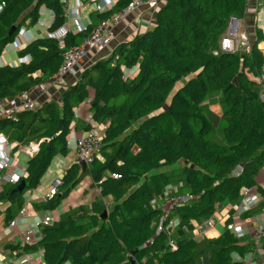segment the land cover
I'll return each mask as SVG.
<instances>
[{
    "label": "trees",
    "instance_id": "1",
    "mask_svg": "<svg viewBox=\"0 0 264 264\" xmlns=\"http://www.w3.org/2000/svg\"><path fill=\"white\" fill-rule=\"evenodd\" d=\"M131 1L119 0L109 12H92L84 31L69 32L61 41L46 36L29 41L18 51L19 58L29 57V62L0 67V100L42 92L40 85L49 88L65 53ZM0 4V57L23 28L31 30L38 24L41 10L53 14L48 31L66 24L62 0H0ZM247 9L248 0H161L152 29L115 46L107 58L99 59L37 110L0 120V136L10 142L12 154L31 143L39 149L16 184L1 186L0 202L10 203L7 224L16 217L12 206L20 213L24 193L39 187L55 158L69 155L76 108L91 92V121L106 127L93 162L86 168L70 165L56 196L37 206L57 209L89 177L91 187L100 192L90 212L83 207L65 212L40 229V241L10 245L13 249L41 251L45 264H197L206 255L210 264H241L233 255L244 258L254 244L240 241L227 229L217 238L201 241L189 232L195 222L209 220L225 208L226 224L233 222L234 206L244 188L255 187L261 199L246 215L264 210V188L257 183L264 168V101L261 85L248 76L264 74L259 47L264 32L256 30L249 54L220 48L231 19H244ZM14 26L16 31L9 35ZM176 85L179 88L171 96ZM210 97H218L222 106L225 144L210 138L214 125L205 113ZM173 166L176 170H165ZM22 180L25 190L14 192ZM170 185L178 188L173 195L192 196L171 211L179 221L171 236L157 233L162 211L151 204L153 199L162 204L160 198ZM105 211L107 217L102 218Z\"/></svg>",
    "mask_w": 264,
    "mask_h": 264
},
{
    "label": "built area",
    "instance_id": "2",
    "mask_svg": "<svg viewBox=\"0 0 264 264\" xmlns=\"http://www.w3.org/2000/svg\"><path fill=\"white\" fill-rule=\"evenodd\" d=\"M119 0H74V6L72 7L68 0H62L66 12V24L55 30L47 31L46 37L62 40L63 37L69 33H78L82 32L88 26L87 23L83 22V16L80 13V10L83 9L86 5L92 6L93 10L99 13L109 12ZM249 1V0H248ZM2 5L0 4V11L2 10ZM148 8L152 13L157 14L161 8V0H132L126 8L122 11L114 14L108 19L101 21L90 33V35L83 41L79 46L73 47L68 50L64 57L63 63L59 68L58 73L54 76L50 86H61L65 81V78L73 74L75 70L80 65L86 62L89 56H97L98 54L104 52L108 49L116 35V29L120 26L123 20L130 14L134 13L140 8ZM80 9V10H79ZM45 9L41 10L44 11ZM234 21V18L231 19ZM230 21V22H231ZM261 27L264 28V19H261ZM40 24L44 23V20H39ZM72 24V28L71 25ZM20 38H24L25 41H31L35 39L34 35H31V31L23 28L19 35L17 36L13 44H20ZM251 42L248 41V37L244 34L240 35L232 34L230 27L228 26L227 32L222 36L221 50L224 52L230 53H242L241 49H244L245 52L242 54H249L251 52ZM30 61L29 57L20 58L18 65L21 63H27ZM15 66V65H13ZM258 83L261 85L260 98L264 101V74L256 78ZM49 86V87H50ZM39 89L42 92H46L48 87L47 85H40ZM30 93H21L15 99L9 100L8 102L0 100V120H13L16 118L17 113L25 110H37L41 105L37 102L36 99L30 97ZM78 111L76 110L75 116L78 118ZM90 129L87 130L80 138L75 142V147L73 149V157L70 159V164L80 165L81 162H85L88 166L93 162L95 155L98 150L101 148L102 139L106 127L101 125L93 124L90 120ZM12 147L7 142V139L4 136H0V189L4 184H16L21 177L24 176V170L19 168L17 158L12 154ZM38 145L31 143L28 146H19L16 153H25L29 157L34 156L38 152ZM239 169L235 175L240 173ZM114 178H120V175H113ZM62 186V177L61 179H55L52 183V187L49 189L48 193L45 196L46 201L52 200L59 191V188ZM177 187L170 185L167 187L164 196L160 198L162 204L159 200L153 199L151 204L157 206L162 211V216L157 228V233L167 232L169 236L178 226L179 221L176 218L171 217V211L176 207L184 205L186 202L192 199L190 195H173V192H177ZM260 196L255 187L253 188H244L241 192L240 201L234 206L235 213L233 217H241L246 214L250 209L256 207L260 202ZM229 211V210H228ZM27 215V207L24 206L20 211L19 216L13 219L8 228H14L16 225L23 224V219ZM32 222L25 223V232L23 243H36L41 240L40 229L44 226H50L54 224L55 218L49 213V215L44 218L35 215L33 216ZM206 228L213 227L214 221L212 218L204 222ZM204 226H197V229L202 230ZM186 232L189 231L187 227L184 228ZM225 229L231 232L237 239L242 240L248 234L249 230L246 229L243 223L236 224L234 222L225 224ZM253 242L256 246L255 251L248 253L243 259L244 264H264L263 262H256L254 259L255 256L264 255V219H259L258 228L255 233L252 235ZM168 243L171 246L172 250H176L177 246L174 243L173 239L169 237ZM41 253V251H40ZM42 254V253H41ZM30 258L27 257V261Z\"/></svg>",
    "mask_w": 264,
    "mask_h": 264
},
{
    "label": "crops",
    "instance_id": "3",
    "mask_svg": "<svg viewBox=\"0 0 264 264\" xmlns=\"http://www.w3.org/2000/svg\"><path fill=\"white\" fill-rule=\"evenodd\" d=\"M68 1L72 7H76L74 6V0H68ZM86 7L89 6L86 5L83 9L81 10L79 9L81 15L83 16V20H84V9ZM92 12L89 14L87 19L85 18V22L87 24H89V20L91 18V15L93 14ZM155 16L156 14L152 13L146 7L140 8L134 13L128 15L120 24V26L117 27V29L115 30L116 35L114 37L111 46L108 49L98 54L97 56L94 55L89 56V58L86 60V64L84 66L77 68L73 74L68 75L65 78V81L61 84V86H50L46 92H39L37 90L36 92L30 93L31 94L30 97L32 99H36L37 102L42 106L43 104L48 102L51 98H53L55 95L58 96L59 94L57 93H60L62 88L64 89L65 87L74 84L78 80L82 72L92 67V65L95 64L99 59L107 58V56L111 53V51L115 48V46H117L120 43L127 42L135 38L137 35L152 29L156 21ZM50 17L53 22L52 12H50ZM261 19H264V4L261 3V1L259 0H249L246 17L242 20H238V19H234V20L240 23L239 24V26L241 25L240 30L242 29L243 31L245 30L247 31V34L246 33L243 34L246 35L249 39H251L252 43H255L256 30L260 29L264 32V28H262L260 24ZM31 35H34V37H36L32 30H31ZM19 41H21L20 44L16 43L9 45V47L0 57V67L3 65H8L5 56L9 53V51H14L17 54L16 59L14 58L12 59V61H9L10 64L18 65V62L20 61V58L18 56V51L29 42V41H25L24 38H20ZM259 47L263 50L264 53V41L260 43ZM248 76L251 80L253 79L256 80V77H254L252 74H249ZM92 96H93V92H91L90 98L87 101H85L83 104L79 105L76 108L79 115L78 118L76 119V122L73 124V129L70 135L68 136V144H69L70 152L71 151L73 152L76 140L80 138L87 130L88 121L90 120L89 102L92 99ZM217 108L219 109V107L215 106L213 109H217ZM68 156L65 158H68ZM17 164L19 166V162H17ZM68 168L69 166L63 167L61 172L64 173ZM52 183L53 180H49L45 186L41 185L40 183L38 188L40 187L47 188L45 189L44 193L40 195H36L39 190L38 188L35 189L34 191H27L26 193H24L23 195L24 206L27 207V215L23 219L24 222L30 223L32 222L30 220L31 219L33 220L32 218L33 216L35 215L39 216V214H37V212L39 211L37 206H43L46 203L45 196L48 193L49 189L52 187ZM91 183L92 182L89 177L85 178L81 182V184L77 188H75L65 200L62 201L61 205L57 209L53 211H47L48 214L51 212V214L55 218V221H58L63 213L71 210H77L81 207L85 208L89 213L91 210V204L94 201L99 200L100 198V192L98 188L91 187ZM257 183L260 187L264 188V168L257 177ZM27 194L30 195L28 204L26 203V199H25ZM9 206L10 203L5 204L0 202V264H45L42 254L40 252L22 253V248L13 249V247L10 246V245H14V246L24 245L23 239H24L25 223L23 222V224L16 225L14 228L11 229L8 228L9 223L7 224L6 222V216L7 214H9V212L7 211V208ZM11 213H13L16 217L19 215L17 208L14 206H12ZM261 218L264 219V210L253 216L251 215L248 216L244 214L241 217H233L234 223L236 224L243 223L244 227L249 230V234L240 241L254 244L252 235L257 230L259 219ZM212 219L214 221V226L208 228L204 226L205 221L195 222L194 229L189 232V235H191L198 241H201L204 238L212 239L219 237L225 229L226 221L229 219L228 209L225 208L221 211H217L215 215L212 217ZM197 226H204V228L200 230L196 228ZM255 249L256 246L254 244L252 251H255ZM27 257L30 258L29 261H27ZM233 259L235 262H241V264H244L242 262L243 258L239 257L238 255H233ZM254 259L257 260L256 262H263L264 255L255 256ZM197 264H210L209 256L206 255L203 261L202 262L200 261Z\"/></svg>",
    "mask_w": 264,
    "mask_h": 264
},
{
    "label": "rangeland",
    "instance_id": "4",
    "mask_svg": "<svg viewBox=\"0 0 264 264\" xmlns=\"http://www.w3.org/2000/svg\"><path fill=\"white\" fill-rule=\"evenodd\" d=\"M92 11H94L92 6L86 7L84 9V20H83L84 23H86L85 22V18L87 19V17L89 16V14ZM40 20H44V23L43 24L38 23L36 26L30 28L34 32V34L36 36L35 38H40V37H45L46 36V32L48 30V27L52 24V19L50 17V11L46 10V9L44 11H42ZM239 24L240 23L238 21H235V20L229 22V27H230L231 33L235 34V35L237 34V32H239L240 35H242L243 33L247 34L246 30H245L246 32L243 31L242 29L240 30L241 25L239 26ZM70 26L72 28V24ZM248 41L251 42V46L250 47H252L253 43H252L251 39L248 38ZM221 43H222V37L220 39V48H221ZM240 52L243 53L245 51H244V49H241ZM16 57H17L16 52L9 51V53L5 56L8 65L10 64L9 61H12V59H14V58L16 59ZM85 64H86V62H84L80 66H84ZM254 81L256 82V81H258V79L254 80ZM178 88H179V85H176V87L172 91L171 96L178 90ZM215 106L219 107V109L218 108L217 109H213ZM221 107L222 106L220 105L218 97H210L208 99V101L206 102V104H205V113L210 118V120L212 121V123L214 125V131H213V133L211 134V137H210L211 140L213 142H216V143H219V144H225L226 141H225L224 131H223L224 122L221 123V121H222L221 120V117H222ZM194 127L196 129H199L201 127V125H200L199 122H195L194 123ZM72 153H73L72 151L69 152L68 158H65L63 156H58V157L55 158V160L52 162L49 170L47 171L45 177L42 179L41 185L45 186L49 180H53L54 181L55 179H61V177L63 175V172H61V170L65 166H70V159H72V157H73ZM13 155L17 158V160L19 162V168L25 169L26 166H27V162L29 160V156L27 154H25V153H15ZM176 168H177L176 166H173L171 168H166L165 170L166 171H171V170H176ZM38 189L40 191L38 190V193L36 195H40V194L44 193L45 189H47V188L40 187ZM177 191H178V189H177ZM29 197H30V195L27 194L26 198H25L27 204H28ZM37 214H39V216L42 217V218H44L45 216L49 215L48 212L45 211L44 209H40L37 212ZM32 218H34V217H32ZM30 221H33V220L31 219ZM25 223H27V222H25ZM203 259L204 258H202L200 261L202 262Z\"/></svg>",
    "mask_w": 264,
    "mask_h": 264
},
{
    "label": "water",
    "instance_id": "5",
    "mask_svg": "<svg viewBox=\"0 0 264 264\" xmlns=\"http://www.w3.org/2000/svg\"><path fill=\"white\" fill-rule=\"evenodd\" d=\"M15 31H16V26H14V27L11 29V31L9 32V35H12ZM80 165L82 166V168H86V167H87V165H86L85 162H81ZM26 185H27V184H26V181H25V180H22V181L20 182V184L17 185V186L14 188L13 191H14V192H22V191L25 190ZM107 214H108V212L105 211V212L103 213V215H102V218H106V217H107ZM136 251H137V250H134L133 253H135ZM132 263H133V260H132Z\"/></svg>",
    "mask_w": 264,
    "mask_h": 264
}]
</instances>
